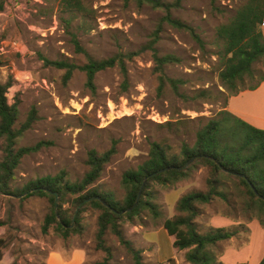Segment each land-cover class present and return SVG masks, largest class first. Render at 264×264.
<instances>
[{
    "label": "rangeland",
    "instance_id": "1",
    "mask_svg": "<svg viewBox=\"0 0 264 264\" xmlns=\"http://www.w3.org/2000/svg\"><path fill=\"white\" fill-rule=\"evenodd\" d=\"M79 1L85 12L63 11V0H5L0 13V84L12 82L6 98L9 104L18 103V126L26 121L32 109L37 117L17 146L48 143L21 160L12 190L21 189L30 180L61 173L70 182L80 181L88 170V151L102 153L114 143L116 153L104 166L96 185L122 200L125 194L122 174L146 160L152 141L161 142L177 153L181 144L194 142L195 131L207 118L223 109L247 121L264 122V110L257 108L261 99L264 101V89L229 96L218 78L217 54L221 46L215 28L234 14L241 0H184L180 8L171 11L173 18L194 30L202 46L187 30L163 21L162 10L126 4L123 0ZM262 31L264 35L263 24ZM74 40L83 52L76 50ZM116 54L123 55L126 87L119 67L115 66L96 74L93 91L86 86L83 72L74 71L65 81L63 70L46 66L43 61L67 59L82 65L88 57L100 60ZM155 55H172L178 60L164 65L163 72L168 78L185 82L178 86V91L189 96V100L176 96L169 84L159 95ZM263 68L264 63L256 65L257 70ZM198 90H206L207 97L191 99ZM165 122L173 125L160 127ZM2 147L0 139V161ZM207 177L208 168L199 166L187 180L168 186L154 183L153 202L160 217L155 219L144 211L132 223L123 222L122 234L142 251L143 264H176L178 259L180 264H187L184 256H177L162 223L174 216V205L180 196L192 190L206 191ZM72 199L68 198L63 208L74 217L77 210L72 214ZM232 202L231 209L217 200L200 206L196 222L202 231L209 226L229 228L244 224L247 231L235 236L230 246L223 247L225 242L218 245L222 253L223 249H233L239 257L235 255L230 260L242 264L246 251L242 252L241 247L250 239L254 248H260L264 229L255 219H248L234 199ZM51 207L45 197L0 193V221L4 223L0 238L6 241L0 264H47L48 253L59 254L70 264L68 247L85 249L89 264L105 259L109 264L133 263L110 232L105 235V242L111 257L95 249L100 213L95 208L88 207L78 215L81 226L78 234L62 238L53 227L43 233L42 224Z\"/></svg>",
    "mask_w": 264,
    "mask_h": 264
},
{
    "label": "trees",
    "instance_id": "2",
    "mask_svg": "<svg viewBox=\"0 0 264 264\" xmlns=\"http://www.w3.org/2000/svg\"><path fill=\"white\" fill-rule=\"evenodd\" d=\"M126 4L134 3L138 7L148 6L162 10L163 21L174 28L185 29L195 41L202 46L199 36L187 24L173 18L171 11L180 8L182 1L163 2L162 0H123ZM214 1V0H212ZM5 0H0V13L4 10ZM63 11L68 13L85 12L79 0H63ZM264 0H241L234 14L224 23L215 28L216 39L220 41L218 52L220 70L218 78L222 88L229 96H236L244 91H253L264 81V68L257 70L256 65L264 63ZM69 24V21H67ZM156 37V36H155ZM75 48L83 52L76 40ZM46 66L64 71L63 79L69 80L74 71H81L86 77V86L94 90V80L97 73L118 66L123 76V86L126 87V68L123 55L116 54L106 59L88 57L87 62L78 65L67 59H43ZM158 76V93L162 94L165 84H169L176 96L189 100V96L178 91L183 80L168 78L163 67L176 63L172 55L154 56ZM12 82L0 84V139L2 141V159L0 161V193L7 195L40 196L47 198L52 207L45 216L42 232L46 233L53 227L54 232L62 238L81 231L79 214L92 207L100 213L97 217V232L95 235L96 250L103 251L107 258L111 250L106 246L105 235L110 232L118 239L132 259V264H143L142 251L125 239L121 231L123 222L132 223L148 211L153 218L160 217L158 206L153 202L152 185H173L189 179L199 166L208 168L206 191L192 190L180 196L174 205L175 214L163 221L162 227L172 238V246L177 251L184 252L187 264H223L219 258L222 252L219 243L227 241L240 233L246 232L244 224L231 225L229 228L209 226L200 230L197 217L201 214L200 206L209 205L213 201L224 202L232 208L234 203L248 219H255L264 229V130L252 126L227 109L219 111L215 116L207 118L194 134V142L181 144L179 151L171 152L170 147L158 141L149 144L146 160L134 170L122 174L121 185L125 191L122 200H117L112 192L102 191L97 182L102 175L104 166L116 153L115 144L102 152L90 150L87 153L88 170L80 181L70 182L61 173L55 176H44L28 181L21 189H11L15 179V170L21 160L48 145L39 141L34 145L18 147L17 143L23 133L36 120L34 109L28 114L26 121L18 126V103L9 104L6 98ZM206 90H198L191 99L200 100L207 97ZM16 99V98H15ZM172 122L160 124V127L171 128ZM188 161H191L187 164ZM187 164V165H186ZM166 168H170L165 170ZM163 170L161 173H154ZM150 176L141 190L136 206L125 212L134 204L142 181ZM232 184V185H230ZM233 186V187H231ZM58 195L57 212L54 209V196ZM73 199V212L67 214L63 204L67 199ZM122 212H125L122 214ZM225 217H230L224 215ZM73 226L70 228V226ZM4 223L0 221V227ZM6 241L0 238V259ZM221 254V255H220ZM93 264H109L107 259ZM258 264H264V255Z\"/></svg>",
    "mask_w": 264,
    "mask_h": 264
},
{
    "label": "crops",
    "instance_id": "3",
    "mask_svg": "<svg viewBox=\"0 0 264 264\" xmlns=\"http://www.w3.org/2000/svg\"><path fill=\"white\" fill-rule=\"evenodd\" d=\"M263 26H264V21H263ZM262 89H264V81L259 85V87H257L255 90H253V92L254 93L256 91L259 92ZM242 95H245V92ZM261 100H262V103L259 104L257 106V108L263 111L264 110V108H263L264 107V101H263V99H261ZM262 105H263V107H262ZM237 117H239L240 119L246 121L247 123L251 124L254 127H257L259 129H263L264 128V126H262V125H264V122L260 121L262 119H260V120L254 119V120H251V121H247L243 117H240V116H237ZM255 120H256L257 123H255ZM229 225H231V223H229ZM262 235H263L262 236V240H264V234H262ZM232 240H234V237L229 239V240H227V241H223V242L226 243L224 245L222 244L223 247L225 245H229L230 246L231 245L230 243L232 242ZM68 250H69V255H70L68 261H69L70 264H72V263H74V264H89L88 263V258H87V252H86L85 249L80 248V247H68ZM241 250H242V252L246 251L245 252L246 255H244L245 256L244 257L245 261H243L242 264H250V262H251L253 257L257 258V259H255L254 264H258L259 261L261 260V258L264 255V241L262 242V246L260 248L259 247L258 248H254V246H252L251 240L247 239V245L245 247H241ZM176 252H177V256L178 257L184 256V252L183 251H177L176 250ZM235 255H237L239 257V254L238 253L236 254L233 249H230V248L225 249V250L223 249V253H222V255H221V257L219 259H220V261L223 264H235L236 262L233 261L234 259L230 260V259H232V256L234 257ZM226 258H227V261H226ZM228 260H230V261H228ZM65 261H67V260H63L59 254H53V253H48L47 254V264H57V263L58 264H66L67 262H65ZM176 264H180L179 259L177 260Z\"/></svg>",
    "mask_w": 264,
    "mask_h": 264
},
{
    "label": "water",
    "instance_id": "4",
    "mask_svg": "<svg viewBox=\"0 0 264 264\" xmlns=\"http://www.w3.org/2000/svg\"><path fill=\"white\" fill-rule=\"evenodd\" d=\"M190 162H191V161H188L187 164H189ZM187 164H186V165H187ZM168 169H170V168H166L165 170H168ZM161 172H163V170H159L158 172L154 173L153 176H155L157 173H161ZM149 177H150V176H147L146 178L143 179L142 184H141V186H140V190H139V192H138V194H137V197H136V200H135L134 204L132 205V207L128 208L125 212H129V211H131V210L136 206L137 201H138L139 196H140V193H141V190L143 189V187H144V185H145V183H146V181H147V179H148ZM52 195L54 196V209H55V212H57V206H58V195H57L56 193H52ZM19 197H20V196H19ZM125 212H122V214L125 213ZM72 226H73V224L70 226V228H71Z\"/></svg>",
    "mask_w": 264,
    "mask_h": 264
}]
</instances>
